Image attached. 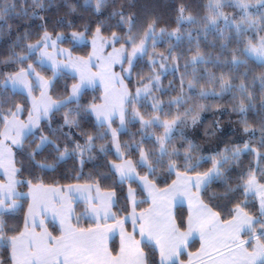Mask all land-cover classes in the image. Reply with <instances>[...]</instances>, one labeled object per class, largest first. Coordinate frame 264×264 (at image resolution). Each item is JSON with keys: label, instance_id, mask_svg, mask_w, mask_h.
<instances>
[{"label": "trees", "instance_id": "16d2710c", "mask_svg": "<svg viewBox=\"0 0 264 264\" xmlns=\"http://www.w3.org/2000/svg\"><path fill=\"white\" fill-rule=\"evenodd\" d=\"M42 2V8L33 9L31 0L27 2L0 0V9H8L5 19L0 20V81L18 69L19 62L16 59L18 54L24 52L27 44L39 38L45 30L50 33L75 31L90 33L99 27L100 33L106 37L113 33L118 34L120 40L117 45L125 43L123 39L128 36L129 29L128 25L121 21V17L113 13L122 12L125 17H133L132 32L135 33L137 41L147 25L155 20V33L158 32L160 38L153 49L144 54L143 60L137 62L136 70L140 75L143 69L139 66L148 64L149 68L144 69L146 75L139 76L140 79L145 84L151 82L152 76H158L159 85L162 87L155 86V82L152 83L151 93H147L146 97L135 104L136 111L139 112L141 106L143 109L148 107V113L160 112L164 114V120H171L177 115L183 118L186 109H193L191 115L196 116L197 122L193 125L191 119H188L185 124L178 125L180 130L174 129L171 141L166 144L169 153L174 148L178 149V155L171 157L176 163L177 170L184 171L186 154L192 157L189 163L196 165L195 171L189 174L211 169L213 157L219 160L221 154L226 155L229 159L223 164L221 176L201 190V199L219 212L222 219H230L237 204L248 205L243 203L242 187L237 186L244 183L250 171L259 177L264 174V145L261 143L264 139V133L261 131L264 108L260 106L264 100V86L259 78L264 74V66L250 56L246 58L242 53L248 40L255 43L264 37V30H261L264 28V23L261 22L264 8L251 0L254 6L250 7L248 12L256 23L249 26L245 22L237 31L233 21H240L243 13L234 4L231 7L224 6L222 9L229 17L227 27L223 19H219L215 26L206 27L209 0H104L99 11L96 10V0H42ZM181 7L186 10L185 16L190 14L194 17V22L179 19ZM24 10L27 11V15H24ZM197 52L203 56V62L193 63L192 57ZM234 54L246 62L233 64ZM244 73H247L246 79ZM194 77L198 81L197 87L189 89L187 84ZM211 77H215L217 82L210 83ZM220 77L230 81L233 87L221 92L218 83ZM63 78L69 79L65 86L61 82L62 79L57 77L54 79L51 88L54 98L59 97L62 89L67 92L69 83L72 82L71 77ZM242 81L254 98L253 107L244 113L234 110L243 99L238 88ZM96 89L99 90L97 87L83 90L77 100L68 101L66 106H61L57 110L58 116L53 123L55 127L51 126L45 133L51 138L57 133L59 136L55 137V140L58 144H45L34 158L29 154L24 155L22 158L24 168H21V173L27 176L26 179L34 177L48 184L64 186L69 183L93 181L104 189H115L117 199L113 210L116 217H119L128 211L126 192L129 186L126 188L121 181H117L113 165L131 161L132 167L139 175L148 176V179L159 187L169 185L176 175L175 172L168 171V156L163 157L162 163H156L160 156L156 140L162 131L160 127L157 126L155 130L157 136L155 134L145 136L146 132L154 130H142V125L138 123L140 121L133 119L132 107L128 104L125 109L126 129L121 128L120 133L116 135L117 141L113 140L111 132V129L118 127L115 124L117 121H112L110 129L109 126L98 124L92 119L87 107L96 101L97 94L93 92ZM201 89L208 95L202 97ZM213 92L216 95H212ZM177 97L183 98L180 105L172 102ZM19 100H25L23 93L0 90L1 112L13 109V103ZM158 101L162 102L160 106L166 105L161 107V111L152 107ZM245 104L247 105L246 100ZM66 114L74 123H65ZM243 121H247L252 131H244ZM161 133L163 135L164 132ZM89 136L94 138L91 146H88ZM189 142L193 145L191 149ZM117 143L120 145L119 155L116 152ZM246 143L255 151H241L237 158H232V151L238 147L243 149ZM77 145L84 149L83 152L73 151ZM55 146H59L60 151H57ZM101 146L104 148L103 151ZM65 148L68 149V154L61 159L60 152ZM141 151L149 154L147 163H140ZM38 161L46 162L45 166L39 165ZM148 164L152 165L154 172H149ZM127 183L139 188L136 181L129 180ZM138 188H134L138 198L137 208H143L148 201L144 192ZM215 190L218 191L214 192ZM120 208L121 211H116ZM186 217L187 211L182 206H177L175 219L178 224L185 222L182 229L186 227ZM6 224L8 228H13L10 227L7 218ZM7 234L13 232L9 231ZM115 241L111 243L113 250L116 249ZM142 248L150 262L158 264L157 253L153 247L142 243ZM8 255L7 248L0 252V258L5 264L9 263Z\"/></svg>", "mask_w": 264, "mask_h": 264}, {"label": "snow or ice", "instance_id": "6c2138e0", "mask_svg": "<svg viewBox=\"0 0 264 264\" xmlns=\"http://www.w3.org/2000/svg\"><path fill=\"white\" fill-rule=\"evenodd\" d=\"M27 2V0H25ZM104 0H96V10L99 11ZM33 9L42 8V0H31ZM238 7L242 10L240 21H233L236 25L237 31L240 30V25L247 22L249 26L256 23L248 12L250 7L254 5L251 0H209L207 16L208 23L206 27L215 26L219 19L225 21L228 26L229 17L222 10L224 6ZM259 7L264 8V0H256ZM14 8L15 5H12ZM185 8L181 7L179 12V19H186L194 22V17L190 14L185 16ZM8 14V9H0V20H4ZM35 15V12H33ZM24 15L27 11L24 10ZM119 15L121 21L128 25L129 34L125 39V44L131 45V52L128 53L125 46L121 45L119 49L113 47V51L106 56L99 55L96 47V40H93V51L87 59L82 57L73 58L70 54L67 61L62 64L55 59L53 53L47 51L48 48L57 49L56 41L61 37L57 36L56 40H52L47 30L35 44H28L27 50L29 53L41 50V57H47L52 62L55 70L63 67H70L75 72L79 73L80 84L72 85L71 95L67 98L68 101L73 100L80 92L82 86L95 85L99 81L104 86L103 103L90 106V110L95 113L97 120L108 122L111 129L112 117L117 113L121 125L125 120V105L130 104L135 99L129 100L130 93L124 85L123 78L113 71L115 64L123 65L127 62L129 69L122 71H129L133 64V58L138 54H146L145 43L154 35L156 21L153 20L147 25L143 34L136 42V35L132 32L134 27V19L131 16L125 17L122 12L113 13ZM261 22L264 23V14L261 16ZM43 27V25H42ZM261 30H264L262 28ZM163 31V30H161ZM100 28H96V36L99 38ZM73 37L83 36V33H73ZM113 42H119L120 37L116 33L112 34ZM59 53L65 50L57 49ZM246 58L248 56L255 57L261 66H264V37H261L258 42L248 40L245 44L242 53ZM28 57L19 55L16 57L17 61L23 63ZM95 58L98 63H93ZM203 56L197 52L192 57V62H203ZM235 54L232 58L233 64L245 63ZM155 63V61H153ZM93 67L98 68L97 72H92ZM163 67V65H161ZM35 69L29 64L27 68L21 67L19 71L9 74L4 78V83L9 82L13 86L21 85L27 89L29 96L32 95L34 88L42 89L40 98L32 97L31 110L28 113V121L24 123L19 119V114L23 109L17 105L13 111L8 109L7 115H0V123H3V130L0 131V169L4 170L7 177L6 183H0V242L10 248V264H153L150 262L148 256L141 248V242L147 240L149 243H154L159 250V264H179V258L187 248L188 238L194 233L199 234L201 240V247L198 253L188 254L187 264H194L195 260H199L200 264H264V183L257 181L256 175L249 172L247 179L244 180L242 187L245 198L249 193L258 194L260 197V215L253 217L244 211L240 204H237L231 214L230 219H222L221 214L213 211L207 203H205L200 196L201 189L206 187L212 180L218 179L222 174L223 164L229 159L228 156L221 154V159L213 160V167L206 172H197L195 176L190 175L189 172L195 171V164L189 163L192 157L185 155V169L183 172L177 170V166L172 156L178 155V149H173L171 153L168 152L166 144L171 141L173 130L179 131L178 125H183L188 119H191L194 125L197 118L191 115L193 109H186L183 113V118L180 115L175 116L171 120H161L159 116H153L151 119L145 120L138 111L134 110V116L139 117L143 127H150L153 125L162 126L164 133L156 138L159 144L160 156L156 163H162L163 157L168 156V171L175 172L176 179L165 188L158 187L155 183L144 176V188L147 190L148 197L151 201V206L144 211L137 213L136 202L131 189L129 195L133 196V208L131 212V219L133 225L132 233L125 230V223L129 217L117 219L116 214L112 212V204L114 203L112 197L114 193H104L103 196L99 194V188H96L97 196H86L85 200L89 203L90 208L86 212H90L94 218V227H80L78 223L72 222V210L67 206V197L61 194V189L53 187H45L43 184L33 185L28 181L29 193L32 198V203L28 206V212L24 217L22 230L18 227L8 228L6 221L3 219L5 209H15L18 205L15 197L23 195L16 192V185L21 183L16 179V174L19 171L15 167L13 159L12 148L10 145L22 146V139L32 132V129L38 126L41 118L47 117L49 113L55 109L59 110L61 106H66V101H53L47 95V88L50 81L45 80L36 74V82L33 83L29 77L33 75ZM245 79L247 73L243 74ZM261 84L264 86V74L260 77ZM159 77L150 78V81ZM210 83H215L216 78L211 77ZM219 86L221 92L230 90L233 86L230 81L223 77L219 78ZM198 81L193 78L189 81L187 87L194 89L197 87ZM119 86V87H117ZM148 85L142 89L138 88L136 95L141 92H148ZM183 88V80H182ZM239 91L243 99L240 101L238 110L241 113L247 111L248 108L253 107V96L248 92L246 84L242 81L239 86ZM200 95L206 96L208 93L201 89ZM216 95V93H212ZM183 98L177 97L173 103L180 105ZM247 101V105L245 104ZM261 108H264V100L261 101ZM154 110L161 111L159 102L152 105ZM68 114L65 116V123L71 124L74 121L69 120ZM244 131L250 132L252 129L248 126L247 121ZM261 131L264 133V123L261 125ZM113 140L115 141L117 130L111 129ZM93 137H88V146H91ZM45 143H52L47 137L41 136L40 143L29 154L32 158L35 157L37 151ZM264 145V139L261 141ZM57 151L59 146H55ZM193 145L189 142V149ZM117 154H120V145L116 144ZM83 152L80 145L76 146L73 151ZM104 148L101 146V151ZM241 151H255L251 149L249 144H245L243 149L236 148L232 151V158H237ZM68 154V149L65 148L60 152V157L63 158ZM149 154L145 151L140 153V163H147ZM115 170L120 174L121 179L131 178V173L134 172L131 161H126L124 164L113 165ZM149 172H154L151 164H148ZM264 178V174H262ZM92 186H69L68 192L76 191H90ZM233 191V189H229ZM178 197H185L188 200L189 212L186 221V230L182 231L185 222L178 224L175 217L171 213V202ZM59 205V207H57ZM51 210L53 217L60 218L59 235H53L47 230L44 220H38V216L46 215ZM113 220V225H108L107 221ZM40 229V231H37ZM119 229L120 232V246L119 251L114 254L113 250L107 244L108 234ZM14 234L8 235V232ZM247 235L248 239H242L241 234ZM135 234H138L141 239L137 240ZM0 264H5L0 260Z\"/></svg>", "mask_w": 264, "mask_h": 264}, {"label": "rangeland", "instance_id": "374dc122", "mask_svg": "<svg viewBox=\"0 0 264 264\" xmlns=\"http://www.w3.org/2000/svg\"><path fill=\"white\" fill-rule=\"evenodd\" d=\"M253 1L256 2V0H253ZM48 33L50 34L52 40H56L57 36L61 37L60 40L56 41L57 49H62L65 51L62 54L59 53L57 51V49H52V48H48L47 51L50 53H53V55L55 56V59L59 62H62V64L67 61V57L69 54L73 58L82 57L84 59H87L93 51V40L94 39L96 40V47H97L99 55L106 56L108 53H111L113 51V47L119 49L121 47V45L125 46L128 53L131 52V45H127L125 43H120V44L116 45L117 42H113L112 35L106 37L100 33L99 38H97L96 29L90 33H86V31H75V32H70V33H63V32H57V33L48 32ZM73 33H77V34L83 33V36L78 35L77 37L74 38L72 35ZM42 35H43V33L40 35L39 38H37L36 40H34L32 42H29L28 44H30V43L35 44L37 42V40H39L41 38ZM116 35L119 37L118 34H116ZM126 38L127 37H125L123 39L124 42H125ZM159 38H160V34H158V32H157V34L154 33V35L151 36L146 41V43H145L146 52L150 49H153L154 44L158 41ZM136 42L138 44L139 40L138 41L136 40ZM18 55L27 56L28 58L25 61H23V63L19 62L18 63V69L16 71L9 73V74H13V73L19 71V69L21 67L27 68L28 65L31 64L32 68L35 69V72L33 73L32 76L29 77V80L31 82L35 83L36 82V74L38 73L40 77H43L45 80L50 81L49 87L47 88V95L50 96L53 101H66V103L68 102L67 98L71 95L72 85L73 84H80L79 73L75 72L70 67H63L61 65L60 68L55 70V75H54V69L52 66V62L50 60H48V58L46 56L43 57V62H41V60H42L41 50H37L35 52L29 53L27 50V46H26L25 51L20 52ZM143 56H144V54H138L136 57L133 58V64H132V67L129 71H122V68L123 69H129V65L127 62H124L123 65L115 64L113 66V71L118 73L123 78L124 85L127 87V90L130 93L129 100H132L133 97L135 98L132 103L128 104L130 107H132L133 114H134L133 110L136 111L135 104L137 103V101L139 102V100H141V98L146 97L147 93L148 94L151 93L152 83L155 82L156 83L155 86L162 87L159 85L160 84L159 80L156 81L155 79H152L151 82H146L144 84L143 80L140 79V77L146 75V73H147L144 69H146L147 67L149 68L148 64L145 66L140 65L139 68L143 69V71H140L141 73H140V75H138L139 72H138V70H136V65H137V62L139 60H143V58H144ZM250 57L256 59L255 57H252V56H250ZM93 63H98V61L95 58H93ZM150 68H152V67H150ZM91 71L97 72L98 68L93 67L91 69ZM47 72H49V73H47ZM9 74H7V75H9ZM66 76L71 77V79H72L71 80L72 82L69 83V86L66 90L67 92H64L62 89L59 97L54 98V96L51 94L52 93L51 88H52L54 81H55L54 79L56 77L59 79H62L61 82L63 83V86H65V85H67V81L69 80V79L63 78ZM4 78L0 81V90H8L10 93L18 91V92H21L24 94L25 100L24 101L19 100V101H16L15 103H13V109L12 110L14 111L15 107L17 105H19L23 109V111L19 114V119L21 121H23L24 123H27L28 113L31 110V106H32V97L39 99L42 89H40L39 87L34 88L32 95L29 96L27 89H25L21 85L13 86L11 84V82H9L7 85H5ZM152 78H154V76H152ZM145 85L149 86L148 92L147 93L141 92L140 95L137 96L136 95L137 89L138 88L142 89ZM95 87H97L99 90L96 89L93 91L95 94H97L95 97L96 101L94 100L95 101L94 103L91 102L90 106L93 104L99 105V104L103 103L102 97L104 96V86L99 81H97L95 85L82 86L79 94L74 98V100H77L79 98V96L81 95L83 90L93 89ZM117 87H119V86H117ZM154 99L156 100V98H154ZM158 102H159V108L161 110H162L161 107H166V105L160 106L162 103L161 101H158ZM155 103H157V102H155ZM145 105H146V103H145ZM90 106L87 107V110L89 111V115L92 117V119H94V121L97 122L98 124H105L106 126H108V122L105 121L102 123L101 121L97 120L95 113L90 110ZM197 108L200 109L199 107H197ZM125 109H126V105H125ZM147 110H149V108L147 107V109L146 108L143 109V106H141L139 109L140 115L143 116V118L145 120L151 119L153 116H159L161 120H164V118H163L164 114L163 113H160V112L155 113L154 112V114H151V113H148L149 111L147 112ZM62 113H64V112H62ZM0 115H7V112H4V113L1 112V105H0ZM57 116H58V111L53 109L47 117L40 119L38 126L34 127L30 134L26 135L22 139V146L10 145L12 148L15 167L17 169H19V171L16 174V179L21 182V183H18L16 185V192L23 194V195H18L15 197L16 203L18 205L15 209H5V211H4L3 219L6 221V218H7V220L10 223V227H13V228L18 227L21 230L23 228L24 217L28 212L29 204L32 203V198L30 195H28V193H29V186L27 183L28 181H31L33 185L43 184L45 187H53V188L61 189V194H63L64 196L67 197V206L70 207L72 210V214H73L72 219L74 218V220L76 219L77 221H80V222H87V221L88 222H95L94 218L91 216L90 212H86V210H89L90 205H89V203L86 202L85 197L89 196V195L97 196V191H96L97 187L99 188V194L101 196H103L104 193H108V192L114 193V196L112 197V199H113L114 203H116L117 192L115 189H104L98 183L93 182V181L92 182L90 181L87 183L86 182L85 183H69L67 185L62 186V185L54 184V183H51V184L44 183V182L40 181L38 178H34V177L26 179L27 176L22 175L21 168H24L22 166V164H23L22 158L24 157V155L30 154L36 148V145L40 143V137L41 136L47 137L48 140L51 141L54 145L58 144L57 141L55 140V137L59 136L56 133V131H55L56 134H54V137L52 136V138L48 134L45 133V132L49 131V128L51 126H54L53 123L56 120ZM125 119H126V112H125ZM133 119H136V121H140L139 117H136V116H134ZM113 120L118 122V123L115 122V124L118 125V127L115 128L117 130V135H118V133H120V131L122 130L121 128H123V130H125L126 128H125L124 124L121 125L118 113L112 117L111 123ZM124 123H125V120H124ZM138 123H139V125H141V122H138ZM158 127H160V130H162L164 132V129L162 126H158ZM141 129L142 130L143 129H146V130L152 129L155 131L157 129V125H153L150 127L141 126ZM2 130H3V123H0V131H2ZM154 131H150L149 133L146 132L144 135L145 136L154 135L157 132V131H155V132ZM162 131H160L159 136H161ZM155 136H157V134H155ZM117 140H118V138L117 139L115 138V141H117ZM45 144H48V143H45ZM45 144H43L41 146V148ZM116 152H117V150H116ZM125 162H123L122 164H124ZM38 164L41 165L42 167H44L46 162L38 161ZM208 170L209 169L205 170L204 172H206ZM201 173H203V172H201ZM24 174H26V173H24ZM254 174L256 175L257 181L259 183H264V178H262V176L259 177V175H257L256 173H254ZM116 175H117V181L118 182L121 181L123 183L122 185H126V188H127V185L129 186V188H127V192H126L127 193V200H128L127 204L133 203L132 202L133 196L135 194V191H133L132 192L133 196H130L129 195V189L130 188L131 189H134V188L137 189L138 188L137 186H131L130 183H127L129 180L136 181L139 185V188L144 192V194L147 195V192L145 191L144 185L142 183L143 180L138 179L139 176L141 178L144 176H142V174L139 175L137 173V170H135V175L132 176L131 178L121 179L120 174L117 171H116ZM6 182H7L6 174L4 173L3 169H0V183H6ZM141 183L143 186L141 185ZM77 185H79L81 187H83V186H92V187H91L90 191H86V192L76 191V190H73L72 192H68L69 186H77ZM160 188H165V187H160ZM217 191L218 190H215L214 192H217ZM242 195H243V199H242L243 203H248L247 206H241L244 209V211L247 212L248 214L252 215L253 217H259V215H260V197H259V195L255 194V193H249L247 195V198H245L244 193H242ZM134 199H135V196H134ZM176 200H179L178 206H182L184 208V210L188 211V204L186 202L181 203L182 201L180 200V197L176 198ZM114 203L112 204L111 210H112V212H114L116 214V212L113 210ZM57 207H59V205H57ZM176 207H177V205L175 206V209H176ZM116 211H121V208L119 210H116ZM38 220H44V223H45V226L47 227V230L49 232H51L52 234H54L55 229L60 230V218L58 216L54 218L51 210H49L46 213V215L38 216ZM186 221H187V218H186ZM185 230H186V227L182 231H185ZM37 231H40V229H37ZM242 234H244V233H242ZM242 234H241V238L243 239ZM8 235H12V234H8ZM147 244L150 245L151 247H153V249L157 253V250L153 244H150V243H147ZM200 244H201V240L199 238V234L194 233L192 235V237H189L187 248H186V250H184L183 254L179 258V264H187V262H188V255H187L188 250H189V252L195 251V250H197V248L200 247L199 246ZM5 248H7V250L9 249V247L4 245L3 242H0V252H3V250ZM0 260H1V258H0ZM157 261L159 264L158 254H157ZM194 264H200V261L197 259L194 261ZM207 264H211V262L208 261Z\"/></svg>", "mask_w": 264, "mask_h": 264}, {"label": "crops", "instance_id": "0c3cea01", "mask_svg": "<svg viewBox=\"0 0 264 264\" xmlns=\"http://www.w3.org/2000/svg\"><path fill=\"white\" fill-rule=\"evenodd\" d=\"M122 164V163H121ZM135 175V169H134V172L133 173H131V177L132 176H134ZM190 175H193V176H195L196 174H190ZM138 179H141V177L139 176V178ZM176 179V176L174 177V180ZM142 180V179H141ZM151 181V180H150ZM153 182V181H152ZM143 183V182H142ZM142 183H141V185H142ZM172 183V182H171ZM170 183V184H171ZM169 184V185H170ZM143 186V185H142ZM168 186V185H167ZM167 186H165V187H167ZM159 187V186H158ZM131 189V188H130ZM129 189V190H130ZM203 189V188H202ZM201 189V190H202ZM131 191L133 192V191H135V189H131ZM145 191L147 192V190L145 189ZM201 193V192H200ZM134 196H135V202H136V211H137V213H140V212H142V211H144L145 209H148L150 206H151V201H150V199H149V197H148V193H147V195L146 194H144V196H145V199L148 201V204L145 206V207H143V208H137V202H138V198L136 197V194H134ZM180 200L182 201L181 203H184V202H186L187 204H188V200H187V198H185V197H180ZM128 201V200H127ZM179 202V200H174V201H172L171 202V205H170V208H171V213H172V215L175 217V206L177 205L178 206V203ZM210 207V206H209ZM132 208H133V203H129L128 204V211L126 212V213H124L123 215H121V216H119V217H116L117 219H123L124 217H129V219L126 221V223H125V225H124V227H125V230L127 231V232H129V233H132V231H133V225H132V219H131V212H132ZM213 211H215L214 209H213ZM188 212H189V207H188V211H187V216H188ZM187 218V217H186ZM176 220V219H175ZM72 222L74 223V224H76V223H78L79 224V226L80 227H85V228H87V227H94L95 226V222H80V221H77L76 219L74 220V218L72 219ZM177 222V221H176ZM107 223H108V225H113L114 224V221L113 220H109V221H107ZM183 230V229H182ZM59 231L60 230H58V229H55V231H54V234L53 235H59ZM135 236H136V239L137 240H140L141 239V237L138 235V234H135ZM242 236H243V234H242ZM190 237H192V236H190ZM200 238V237H199ZM120 232H119V229H116V231H114V232H112V233H109L108 234V239H107V244H108V246H109V248L111 249V243H112V241H114V240H116L115 242H116V249L115 250H113V252H114V254L116 253V252H118L119 251V246H120ZM188 240H189V238H188ZM142 243H149L146 239L145 240H143L142 242H141V248H142ZM150 244H153L154 245V243H150ZM155 246V245H154ZM200 247H201V244L199 245ZM200 247L199 248H197V250H195V251H190L189 252V250H188V252H187V255L189 254V253H192V254H195V253H198L199 252V250H200ZM156 248V247H155ZM143 249V248H142ZM156 250H157V254H158V260H159V250H158V248H156ZM8 258L10 257V248L8 249ZM8 264H10V261H9V263Z\"/></svg>", "mask_w": 264, "mask_h": 264}, {"label": "flooded vegetation", "instance_id": "af4514ba", "mask_svg": "<svg viewBox=\"0 0 264 264\" xmlns=\"http://www.w3.org/2000/svg\"><path fill=\"white\" fill-rule=\"evenodd\" d=\"M243 239H248L247 235L243 234Z\"/></svg>", "mask_w": 264, "mask_h": 264}]
</instances>
